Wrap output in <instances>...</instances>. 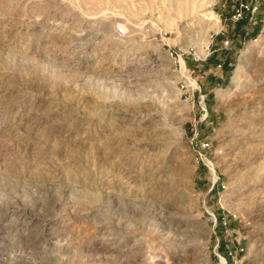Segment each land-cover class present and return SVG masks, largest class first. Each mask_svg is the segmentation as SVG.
I'll use <instances>...</instances> for the list:
<instances>
[{"label": "rangeland", "instance_id": "374dc122", "mask_svg": "<svg viewBox=\"0 0 264 264\" xmlns=\"http://www.w3.org/2000/svg\"><path fill=\"white\" fill-rule=\"evenodd\" d=\"M222 259L264 264V0H0V264Z\"/></svg>", "mask_w": 264, "mask_h": 264}, {"label": "built area", "instance_id": "2783aa9c", "mask_svg": "<svg viewBox=\"0 0 264 264\" xmlns=\"http://www.w3.org/2000/svg\"><path fill=\"white\" fill-rule=\"evenodd\" d=\"M247 8V6L243 5L242 3H239L238 6H236L234 9H233V17H235L236 20H239L241 18V11H242V8ZM170 55L173 56V53L170 52ZM178 57H180L178 55ZM192 80L190 75L189 76H186L184 77V79H181V81L179 82V88L182 92V94H184L186 97H190V95H192V92H193V83H192ZM199 102H202L203 103V95H200L199 96ZM191 103L193 104V101H191ZM201 109L204 110V114L203 116L205 117L206 116V112H205V109L204 107L201 106ZM199 147L201 149H207L209 147V144L207 141L203 140V141H200L199 143ZM216 180V179H215ZM214 180V181H215ZM222 225H225V221H222ZM238 250H242V248L240 247ZM237 253V251L235 252ZM228 254L230 255L231 253L228 252ZM226 260L224 259V264H225Z\"/></svg>", "mask_w": 264, "mask_h": 264}, {"label": "crops", "instance_id": "0c3cea01", "mask_svg": "<svg viewBox=\"0 0 264 264\" xmlns=\"http://www.w3.org/2000/svg\"><path fill=\"white\" fill-rule=\"evenodd\" d=\"M243 25H244V20H241L240 22L235 23V28H237V30L240 31ZM257 32H258V27L253 26L251 27L249 34L254 37L257 34ZM227 64H229V61H226L225 59L221 61H216L215 67H220V73L217 76L213 77L214 82L212 83V85H219L220 83H222L226 75L225 68Z\"/></svg>", "mask_w": 264, "mask_h": 264}, {"label": "bare ground", "instance_id": "6f19581e", "mask_svg": "<svg viewBox=\"0 0 264 264\" xmlns=\"http://www.w3.org/2000/svg\"><path fill=\"white\" fill-rule=\"evenodd\" d=\"M210 13V12H209ZM207 18V17H206ZM214 18L213 17H209L208 20H213ZM218 20V19H217ZM215 20V22L217 21ZM179 64H180V71L183 72L185 69H184V64H183V60L181 59V57H179ZM262 126V124H261ZM141 127V126H140ZM147 127V126H146ZM149 127V126H148ZM143 128V127H142ZM263 134V133H261ZM260 135V134H259ZM221 262L223 263L224 262V259L221 260Z\"/></svg>", "mask_w": 264, "mask_h": 264}, {"label": "trees", "instance_id": "16d2710c", "mask_svg": "<svg viewBox=\"0 0 264 264\" xmlns=\"http://www.w3.org/2000/svg\"><path fill=\"white\" fill-rule=\"evenodd\" d=\"M241 20H243V19H239L237 22H240Z\"/></svg>", "mask_w": 264, "mask_h": 264}]
</instances>
